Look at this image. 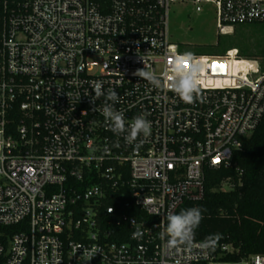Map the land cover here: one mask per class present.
Here are the masks:
<instances>
[{"label": "built area", "instance_id": "obj_1", "mask_svg": "<svg viewBox=\"0 0 264 264\" xmlns=\"http://www.w3.org/2000/svg\"><path fill=\"white\" fill-rule=\"evenodd\" d=\"M173 3L212 5L220 35L264 22V0H0V264L216 263L207 243L161 233L259 124L264 54L183 55ZM179 61L198 73L191 102L170 87ZM97 83L117 102L96 98ZM105 103L127 121L146 114L151 134L126 143Z\"/></svg>", "mask_w": 264, "mask_h": 264}, {"label": "trees", "instance_id": "obj_2", "mask_svg": "<svg viewBox=\"0 0 264 264\" xmlns=\"http://www.w3.org/2000/svg\"><path fill=\"white\" fill-rule=\"evenodd\" d=\"M231 49L235 48L218 54L189 51L220 56ZM188 207L202 210V219L189 238L208 244L218 256L213 264H240L251 255H264V114L227 167L206 171L203 198L183 202L174 213ZM223 246L229 250H222Z\"/></svg>", "mask_w": 264, "mask_h": 264}, {"label": "clouds", "instance_id": "obj_3", "mask_svg": "<svg viewBox=\"0 0 264 264\" xmlns=\"http://www.w3.org/2000/svg\"><path fill=\"white\" fill-rule=\"evenodd\" d=\"M183 55H191L184 53ZM172 75L169 77L170 87L181 100L191 102L193 94L197 91L198 85L196 78L198 73L193 69H185L182 66V61L175 62L171 66ZM136 75L146 80L153 87H160L161 77L147 70H137ZM95 97L104 96L107 101L117 102V93L114 90H102L100 83L96 84ZM102 115L109 122L110 130L114 134H122L126 143L134 144L137 142V137H147L151 134V125L146 118V114H139L127 121L124 114L114 109L113 104L105 103L102 109ZM138 146V144H137ZM202 219V210L199 207H188L181 209L179 212L171 213L166 218V224L161 236H166L169 245L175 247L177 244L184 243L190 232L198 226ZM143 236L140 229H136L131 233L132 239H138ZM218 238V237H217Z\"/></svg>", "mask_w": 264, "mask_h": 264}, {"label": "rangeland", "instance_id": "obj_4", "mask_svg": "<svg viewBox=\"0 0 264 264\" xmlns=\"http://www.w3.org/2000/svg\"><path fill=\"white\" fill-rule=\"evenodd\" d=\"M216 20L215 9L210 4L203 5L202 10L196 12L190 4L173 3L168 10L170 39L184 47L182 53H192L189 50L195 49L203 54H218L233 47L242 58L255 59L263 56L264 22L236 25L233 32L220 35ZM221 65L218 62L216 68L221 70ZM241 67L242 64H238V68ZM226 188L225 185L222 186V189Z\"/></svg>", "mask_w": 264, "mask_h": 264}]
</instances>
